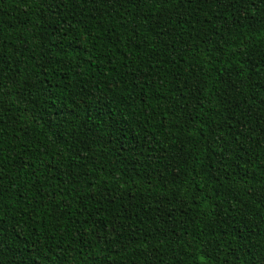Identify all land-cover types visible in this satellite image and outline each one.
I'll use <instances>...</instances> for the list:
<instances>
[{"label":"trees","instance_id":"1","mask_svg":"<svg viewBox=\"0 0 264 264\" xmlns=\"http://www.w3.org/2000/svg\"><path fill=\"white\" fill-rule=\"evenodd\" d=\"M0 264H264V0H0Z\"/></svg>","mask_w":264,"mask_h":264}]
</instances>
